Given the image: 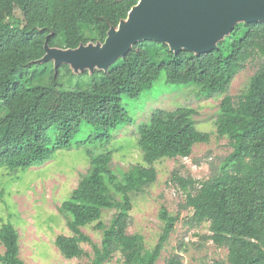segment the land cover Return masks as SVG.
<instances>
[{
  "label": "trees",
  "instance_id": "trees-1",
  "mask_svg": "<svg viewBox=\"0 0 264 264\" xmlns=\"http://www.w3.org/2000/svg\"><path fill=\"white\" fill-rule=\"evenodd\" d=\"M139 2L0 0V169L17 173L43 165L58 150L89 148L90 167L59 209L73 235L57 237L55 245L68 260L88 256L82 245L90 244L88 264H106L116 254L121 264H157L181 212L192 210L188 224L208 223L205 238L228 250L227 262L218 264H264V21L255 35L254 23L236 21L209 52L137 41L107 68L91 72L86 87L62 89L65 78L73 81L90 72L59 62L51 52L102 46ZM252 61L259 68L236 100L229 94L231 83ZM163 71L172 84L197 86L205 97L223 96L216 133L232 151L210 163L206 180L172 173L171 182L185 194V202L176 215L161 208L162 233L148 249L142 234L129 232L134 197L155 184L159 161L189 158L197 144L211 140L197 128L195 109L155 110L136 128L145 165L113 169L107 146L116 130L134 122L123 100L141 98ZM60 95L72 104L47 107L49 98ZM113 210L105 224L104 212ZM93 224L102 232L100 245L83 232ZM0 242L5 248L1 264H25L12 224L1 228ZM165 264L183 263L176 254Z\"/></svg>",
  "mask_w": 264,
  "mask_h": 264
},
{
  "label": "rangeland",
  "instance_id": "rangeland-1",
  "mask_svg": "<svg viewBox=\"0 0 264 264\" xmlns=\"http://www.w3.org/2000/svg\"><path fill=\"white\" fill-rule=\"evenodd\" d=\"M101 3H116L121 0H98ZM1 9V7H0ZM262 21L254 23L252 35L262 27ZM210 65V63L208 64ZM78 71L86 69L89 76L73 81L64 79V91L74 90L78 86L86 87L90 74L100 66L74 65ZM79 68V69H78ZM259 68L258 61L249 62L246 68L238 73L231 83L229 94L236 100L245 92L251 77ZM199 88L193 85L170 83L168 74L163 71L154 86L145 91L141 98L124 99L123 106L128 110L134 122L121 126L114 132V139L107 146L113 152V169L125 171L130 166L144 164L142 153L137 145L136 128L148 122L155 110H176L180 107H191L197 111L195 120L197 128L211 134L207 144H197L189 158L161 160L156 164L158 178L154 185L144 194L133 199L131 212V234H142L148 249H153L162 233L163 222L159 218L160 210L166 207L172 214H178L180 204L185 202V194L171 182L172 173L178 171L182 176L195 180H206L211 176L210 163L218 162L219 157L227 156L232 148L227 139H219L215 121L219 111L221 95L205 97L198 93ZM54 96L46 101L52 108L56 103L72 104L71 99ZM118 131V132H117ZM84 146L72 150H58L43 165L11 173L6 168L0 169V230L5 224H12L19 235L20 258L25 264H88L93 255L90 244H83L88 256L68 260L62 256L55 245L57 237L72 236L65 218L60 214V207L71 198L72 192L90 167V158ZM145 165V164H144ZM115 211H105L103 221L109 224ZM192 210L181 212L180 221L165 245L157 264L178 254L183 264H218L226 263L228 250L216 246L205 238L210 235L209 224L192 226L188 219ZM97 224L83 228L94 243L100 245L102 232L96 229ZM5 248L0 242V255ZM122 257L116 254L106 264H121ZM1 264V263H0Z\"/></svg>",
  "mask_w": 264,
  "mask_h": 264
},
{
  "label": "water",
  "instance_id": "water-1",
  "mask_svg": "<svg viewBox=\"0 0 264 264\" xmlns=\"http://www.w3.org/2000/svg\"><path fill=\"white\" fill-rule=\"evenodd\" d=\"M236 21H264V0H140L102 46L51 55L59 62L107 68L140 40L168 43L176 51L209 52Z\"/></svg>",
  "mask_w": 264,
  "mask_h": 264
}]
</instances>
